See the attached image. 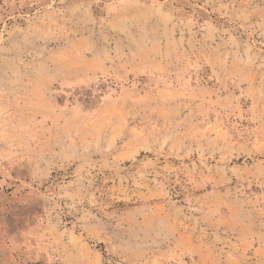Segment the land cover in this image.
<instances>
[{
    "label": "rangeland",
    "instance_id": "obj_1",
    "mask_svg": "<svg viewBox=\"0 0 264 264\" xmlns=\"http://www.w3.org/2000/svg\"><path fill=\"white\" fill-rule=\"evenodd\" d=\"M0 264H264V0H0Z\"/></svg>",
    "mask_w": 264,
    "mask_h": 264
}]
</instances>
